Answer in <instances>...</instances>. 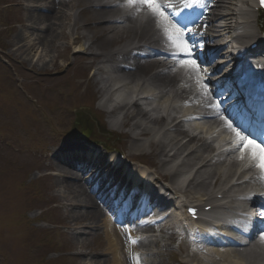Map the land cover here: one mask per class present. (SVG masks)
<instances>
[{
	"label": "bare ground",
	"instance_id": "bare-ground-1",
	"mask_svg": "<svg viewBox=\"0 0 264 264\" xmlns=\"http://www.w3.org/2000/svg\"><path fill=\"white\" fill-rule=\"evenodd\" d=\"M236 1L238 0H232L230 5H235ZM240 1L244 6L249 7V0ZM26 2L34 4L38 3L40 5L39 10L46 9V13L34 11L29 12L30 14L26 16V22L30 23L32 28H38V30L40 31V35L42 36H39L36 39L30 37L33 38V40H30L26 44L24 57L29 66L32 65V62L29 60L32 51L34 52V54L37 53L38 61H42L44 60V57H47V61L44 62L41 69L47 68L49 64H54V57L50 56V48L53 49L52 41L57 40L62 36L64 29V21L68 19L67 14L64 13L62 10L60 11L59 8L66 7V4L62 1L59 2L55 0H27ZM228 2L229 0H212L210 2L213 3L212 7L208 6L205 8L204 13L201 14L200 23L198 24V26L193 27L194 34L192 35V37H195L198 40L197 42L193 43V45H197L201 42L213 43L214 39H226V37L224 36H227L232 32V24H237V30L239 33L237 42H239L241 45L247 43L246 46L250 41L252 42L249 43V45L253 42H256L252 40V38H250L249 40H247V42L244 43L246 36H248V34L251 35L249 25H247L246 23H238L237 19L232 13L224 12V14H219V12L231 11V8L227 7V4H229ZM86 3L88 4V8L84 12H86L88 9L93 10L95 20L99 23L94 27L95 32L93 35V41L89 40V31H87V35L79 39L80 41L84 40L86 45H88L86 49V52H88V54L80 57L82 60H88L85 63V69L99 70L98 65L96 63V57L101 54V50L106 49V47L104 48V46H110V43L112 44L113 39L116 37L115 35L118 33H121L123 36H125V40L127 42H129V37L139 49H142L143 44H153V49L157 42L162 40V28L161 26H157L156 21H153V17H151L150 15L147 16L145 19H141V17L139 19L134 13H129L125 17H123V19H121L122 17H120V21H123L122 24H116L113 18L120 15V9L113 10L111 8V4H113L114 1L86 0ZM96 8L98 9L97 11ZM108 18H111V21H108ZM75 21L76 19H74V22ZM58 30L59 32H57ZM213 35H215L216 38H213ZM16 36L17 37L16 39H14V43L22 44L24 42V38L19 35ZM29 36H32V34H29ZM158 53L166 54L164 49H160ZM210 53L216 55L214 61L222 60L220 55H218L217 46L212 47ZM154 59L159 60L157 56H154L150 59L149 63L155 66H160L159 62ZM203 63L206 65L209 62L204 61ZM123 64L124 63H119L114 70L115 76L109 77L104 82L108 85L107 93H110L112 86L122 85L124 86L123 90L125 91L123 92V95H121V99L125 101L131 98V96H139V94L145 90L146 86L151 85V88L153 87L154 89L153 93L156 92V96H154L156 98V100L154 101L156 107H163L164 111L170 112V114L168 115V119H165V121L168 125H172L170 130H168L167 132H162L160 134L159 131L161 130H154L149 127L152 122L157 123L158 120H151V122L149 119H147L149 118L148 115L144 117L145 124H141L140 122L136 121V119L138 118L141 119L142 115L140 111H137L135 114L132 113L129 118L126 114L123 113L121 120L123 121V124L127 123L129 125L130 140L132 142H135L138 137L143 136L144 139L146 138L147 141L144 146H142L154 147V153L160 155L158 158H156L157 164L159 165L160 169H163V167L168 163L167 155L169 153H173L174 158L186 153L183 161L177 166H175L176 169L167 173L170 179H173L175 176L179 175L182 170L188 171L190 169L199 167L200 164L189 157L190 153L195 148V145L193 143V137H189L187 140L186 138H179L180 136L185 135V133L182 132L180 128L181 121H178V119L180 118L178 115H183L185 113L182 111V108L185 103L172 104V101L173 99H183L189 101L193 99V95L197 90L209 96L210 93L207 91V88H205L204 83H207L210 86L213 82V79L215 77L214 67H208L206 70H203L200 67H193L189 64L190 70L188 72L184 74L179 73L175 75L172 79L166 80L164 76V71H166L165 65H163V67H155L158 70L157 72L153 74H147L146 72L151 69L152 65L147 64L145 66H140L137 63L131 64L130 69L125 71L121 69ZM179 67H181V65ZM205 71L208 74L207 77H205ZM159 83H165V85H159ZM92 85L95 86L94 83H92ZM104 88H106V85L101 86L98 91ZM167 93H171L172 95L165 99L164 96ZM191 130L198 132L199 136H203V134H208L212 137H218L221 141H224L223 136L222 134H220L217 127L209 122L201 125L195 123ZM135 132L137 133L135 134ZM159 135L161 137L160 140L157 139ZM163 141H166L167 143L164 144ZM199 142L201 141L199 140ZM71 148V146H67L63 149V151L68 152ZM205 148V145L201 143V150ZM141 149V147L137 148V150ZM201 153L202 151L198 152L196 154V157L199 158ZM209 162L210 160L201 161L202 167L197 172L198 175L208 170ZM114 165L117 166L119 164L117 162H114ZM241 167L242 164L240 163H231L228 165L229 175L220 176L218 178V181L220 183H215V187H220L217 194L223 195L224 188L226 187L228 181L232 179L236 180L233 185L234 188H241L243 186V182L239 181V178L235 174V172H237V170ZM56 170L60 173L67 174V170L63 167L58 166L56 167ZM249 172L253 174L258 173L257 170H255L254 168L249 169ZM109 174L112 175L111 180L116 181L118 183L125 182L126 184H132L134 186L139 185V183L142 184L140 182L141 177L139 178L134 173L127 174V178L125 176H121V174L119 175L117 171L112 174V170H110L108 172V175ZM56 185L62 188L66 187V185L63 183L57 182ZM202 188H204L205 190V196L207 198V201L215 205H221L224 203L231 202H234L231 204L234 205L237 203V199L241 202H244L245 204H248V202L252 199L251 194L247 192L242 193L241 190L237 195H231L227 192L225 193L224 200L215 201L214 199L210 198V190L212 188V185L210 183L195 182L194 178L189 181L186 186L188 193L187 197L189 198L191 196L192 191ZM144 190L146 192H151L149 188ZM171 190L175 194L176 190L174 188H171ZM81 195L83 198V202L86 205L94 206V202H97L94 198H92L90 193L87 195L84 191H81ZM197 201L201 202L202 200L198 199ZM107 230L113 231L109 229V227L107 228ZM241 253L243 257L233 260L232 264H246L247 262L252 264H260L261 262H264V251H261L258 248H251Z\"/></svg>",
	"mask_w": 264,
	"mask_h": 264
},
{
	"label": "rangeland",
	"instance_id": "rangeland-1",
	"mask_svg": "<svg viewBox=\"0 0 264 264\" xmlns=\"http://www.w3.org/2000/svg\"><path fill=\"white\" fill-rule=\"evenodd\" d=\"M13 1L14 3H17V8L20 10V16H22V18H18L14 16L18 14V12L15 10L13 11V16L12 15L9 16L10 17L9 21L26 20V13H27L28 8L25 7V3H23L22 0H13ZM63 42H64L63 40H60L61 44H63ZM7 44L9 45L8 49H10L11 45L13 44L11 36H8ZM22 45L24 44H21L19 46H22ZM38 48H41V47H38ZM8 54L10 55L8 58L10 61H11V58L14 59L15 61H19L17 58L11 55L10 50H7L6 53L1 54L0 59L7 57ZM16 55H18L21 59L25 58L24 49H22L19 52V54H16ZM53 55L56 56L54 52L50 51V56H53ZM36 58H37V53L34 54V52L32 51L30 54L29 60L32 62V66H35L33 68L36 71L42 73L43 70L40 67L44 64L45 61H47L46 59L47 57L46 58L44 57V60L42 61H38V58L37 59ZM54 59H55L54 64L53 65L49 64V66L45 68L46 71L60 68L62 60L59 59L58 57L57 58L55 57ZM66 59L68 63H71L73 56L68 55ZM69 68L70 66H67L65 70H68ZM4 73H5L4 71L0 72V125L4 132L13 133L14 132L13 124H14L16 114L19 116V119H20V123L18 124L19 126L25 119H29V120L32 119V117H30L28 113H33L37 116V120H42L43 117L45 116L42 112V107L49 108L50 106L48 104H45L39 101L38 99H33L32 102H27L25 100L24 95L15 91L13 87H11L8 78L7 76L4 75ZM65 73H68V71ZM34 90L35 92H37L35 88ZM30 105H34L35 109L30 110ZM21 115H24V116H21ZM28 123L30 122L28 121ZM35 179H36V176L34 175V173L30 174L28 180L34 181ZM36 213H37V210H32L29 213L30 218L31 219L34 218ZM41 228L49 229L56 235L57 240L59 241L58 247L60 249L63 247H69L72 250L79 249L78 245L75 246L70 241H69V245L66 244L68 240H67V236L64 234V231H67L68 229L66 228L59 229L53 226H46V227H41ZM2 238H3V241L0 240V264L5 263L4 254L8 260V264H24L25 263L24 249L19 247L15 239L12 237L5 236ZM75 240H78V239H75ZM97 245L98 243L95 242L92 237H87L84 244L80 247L79 250L81 251V253H83L86 256H94L95 254L99 253V252H94V247H96ZM31 251L33 255H44L47 257V259H54L58 255L57 253L56 254L50 253V251L46 250L45 248H32ZM69 255L73 256L72 254H69ZM71 260H73V258L67 260L66 263H71Z\"/></svg>",
	"mask_w": 264,
	"mask_h": 264
},
{
	"label": "snow or ice",
	"instance_id": "snow-or-ice-1",
	"mask_svg": "<svg viewBox=\"0 0 264 264\" xmlns=\"http://www.w3.org/2000/svg\"><path fill=\"white\" fill-rule=\"evenodd\" d=\"M143 3L147 4V7L149 9H151L152 14L154 16H157L159 18H164V19H168L167 16H165V10L161 9V6L156 2V0H142ZM262 3H264V0H262ZM169 23L171 24V27L176 31V33H178L177 36V40L183 41L185 39L184 37V32H185V28L179 27L177 22H172L169 21ZM188 31H190V29H187ZM199 45H193L192 42L188 41L186 43H183L182 45H180V47H182L183 49H185V60L188 64H190L193 67H201L204 68L205 70L208 68L206 66L201 65L198 60L196 59V55H195V51L196 48ZM207 72L205 71V77H207ZM207 87V84H205V88ZM232 125H230L231 127ZM237 135H240L239 132H237ZM242 139H248V136L245 135L242 137ZM254 147H259V144L254 145ZM261 153H264V148L260 149ZM261 167L264 168V156L261 157ZM193 214H195V210H190ZM261 215H264V213H261Z\"/></svg>",
	"mask_w": 264,
	"mask_h": 264
}]
</instances>
